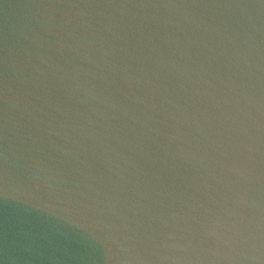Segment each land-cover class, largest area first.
<instances>
[{
	"label": "water",
	"instance_id": "water-1",
	"mask_svg": "<svg viewBox=\"0 0 264 264\" xmlns=\"http://www.w3.org/2000/svg\"><path fill=\"white\" fill-rule=\"evenodd\" d=\"M0 264H264V0H0Z\"/></svg>",
	"mask_w": 264,
	"mask_h": 264
}]
</instances>
